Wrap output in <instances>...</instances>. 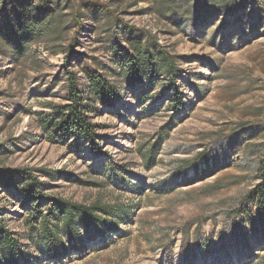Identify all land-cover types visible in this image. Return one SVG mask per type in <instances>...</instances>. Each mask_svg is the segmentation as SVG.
<instances>
[{
  "label": "rangeland",
  "instance_id": "1",
  "mask_svg": "<svg viewBox=\"0 0 264 264\" xmlns=\"http://www.w3.org/2000/svg\"><path fill=\"white\" fill-rule=\"evenodd\" d=\"M91 1L149 30L177 57L184 107L174 110L166 76L125 85L93 116L100 152L87 144L74 152L46 140L36 122L64 100L65 54L35 46L19 63L0 55V167L63 170L68 177L40 174L52 198L125 212L82 250L51 257L31 240V205L0 188V212L26 246L21 264H264V199L249 193L264 156V3L255 12L201 13L193 26L159 16L154 0ZM97 17L90 9L63 41L76 38L70 67L81 82L88 69L116 78L126 51L125 24L96 31Z\"/></svg>",
  "mask_w": 264,
  "mask_h": 264
},
{
  "label": "trees",
  "instance_id": "2",
  "mask_svg": "<svg viewBox=\"0 0 264 264\" xmlns=\"http://www.w3.org/2000/svg\"><path fill=\"white\" fill-rule=\"evenodd\" d=\"M264 0H154L153 10L170 22L182 20L195 26L201 13L206 15L233 13L238 10L255 12ZM93 9L98 15L96 31L111 32L124 23L109 4L91 0H0V55L13 63L25 61L35 46H43L49 53L65 54L64 75L66 93L61 102H50L48 111L37 114L40 133L51 143L67 145L79 152L85 144L91 153L100 152L98 130L101 125L93 116L102 107H112L121 96L123 86H133L150 76H166L173 89L174 110L184 107L182 94L176 84L177 57L161 45L155 34L144 28L124 26L126 51L119 60L120 71L111 78L88 69L85 82L70 67L76 54V38L64 45L68 34L79 33L85 14ZM142 155L149 166L151 154ZM261 181L249 193L264 199V156L258 163ZM68 177L63 170L46 167H0V188L14 189L31 205V240L39 249H46L51 257L64 255L68 250L80 251L90 235L104 234L118 225L123 210L100 201L90 204L66 198H52L40 179ZM43 201H49L44 204ZM26 246L9 229L5 215L0 212V264H21L25 261Z\"/></svg>",
  "mask_w": 264,
  "mask_h": 264
}]
</instances>
